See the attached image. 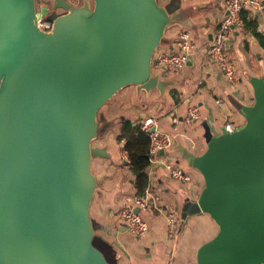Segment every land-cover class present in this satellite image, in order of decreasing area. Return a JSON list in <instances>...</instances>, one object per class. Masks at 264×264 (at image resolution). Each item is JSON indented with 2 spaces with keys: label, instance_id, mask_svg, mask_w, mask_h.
Masks as SVG:
<instances>
[{
  "label": "water",
  "instance_id": "1",
  "mask_svg": "<svg viewBox=\"0 0 264 264\" xmlns=\"http://www.w3.org/2000/svg\"><path fill=\"white\" fill-rule=\"evenodd\" d=\"M35 9L0 0V264H118L89 216L99 110L128 84L163 94L151 57L168 24L191 25L190 7L46 0L47 31ZM247 80L251 101L230 98L242 121L216 134L204 123L203 150L184 153L202 179L189 212L215 225L195 264H264V76Z\"/></svg>",
  "mask_w": 264,
  "mask_h": 264
},
{
  "label": "crops",
  "instance_id": "2",
  "mask_svg": "<svg viewBox=\"0 0 264 264\" xmlns=\"http://www.w3.org/2000/svg\"><path fill=\"white\" fill-rule=\"evenodd\" d=\"M34 1L36 6H41L46 0ZM66 1L70 4L80 2ZM157 1L165 4L169 0ZM178 5L190 7L187 16L191 25L168 24L153 53L175 50L176 35L184 29L190 36L187 61L178 69L159 73L166 81L162 95L155 88L146 92L133 84L119 88L101 106L98 114L101 131L91 140L99 154L92 156L90 168L102 175L89 204V216L96 235L117 250L118 264H195L197 245L213 234L215 225L206 213L189 212L202 179L198 171L187 164L184 153L197 154L203 150L204 123L211 134L218 133L226 121L239 124L242 116L230 98L249 103L251 87L247 77L264 76V47L243 26L232 28L224 44L225 55L234 68L233 81H227L218 65L203 52L217 20L224 13V0H178ZM242 9L254 18L256 29L264 37V6L257 10ZM216 99L220 100L219 104ZM188 104L197 107L199 116L185 122L182 116ZM145 117L156 118L157 128L168 133L171 143L145 167L147 184L143 196L147 207L139 213L147 229L137 236L119 225L114 216L115 210L129 203L135 194L116 133L123 120L139 122ZM165 161L178 165L189 179L171 178L164 167ZM167 210L175 214L172 233L166 230Z\"/></svg>",
  "mask_w": 264,
  "mask_h": 264
},
{
  "label": "built area",
  "instance_id": "3",
  "mask_svg": "<svg viewBox=\"0 0 264 264\" xmlns=\"http://www.w3.org/2000/svg\"><path fill=\"white\" fill-rule=\"evenodd\" d=\"M263 6L264 0H224V13L217 20L211 39L202 50L218 65L227 81H233L235 73L233 65L224 52L225 39L232 28H240L242 26L239 12L243 7L257 10ZM43 9L44 4L36 6L34 23L37 28L47 31L51 27V20L45 16ZM189 38V33L186 30H179L175 38L176 49L171 51L158 50L153 53L151 57V69L161 73L182 67L189 55ZM215 102L219 104L220 100L216 99ZM198 116L199 112L197 107L194 104H188L182 119L185 122H189ZM223 126L229 130L233 125L231 122L226 121ZM139 127L149 137V160L154 158L159 149L163 150L170 145L171 140L168 133L157 128L156 118L145 117L140 119ZM164 167L171 178L178 180L189 179V175L171 161H165ZM144 192L145 189L143 194ZM143 194H133L129 203L114 212L118 224L125 226L127 230L137 236L144 234L147 229L146 221L139 213V210H144L147 207ZM134 207H137L136 211L133 209ZM165 222L167 232L172 233L175 227V214L173 210H167L165 212Z\"/></svg>",
  "mask_w": 264,
  "mask_h": 264
},
{
  "label": "trees",
  "instance_id": "4",
  "mask_svg": "<svg viewBox=\"0 0 264 264\" xmlns=\"http://www.w3.org/2000/svg\"><path fill=\"white\" fill-rule=\"evenodd\" d=\"M245 13L243 9L239 12L243 28L250 31L264 47V37L256 29L254 18ZM116 138L121 140V149L125 154L129 166L134 192L136 194H143L147 184L145 167L149 163V137L140 129L139 122L123 120L118 126Z\"/></svg>",
  "mask_w": 264,
  "mask_h": 264
},
{
  "label": "rangeland",
  "instance_id": "5",
  "mask_svg": "<svg viewBox=\"0 0 264 264\" xmlns=\"http://www.w3.org/2000/svg\"><path fill=\"white\" fill-rule=\"evenodd\" d=\"M36 3V2H35ZM36 5H37V3H36Z\"/></svg>",
  "mask_w": 264,
  "mask_h": 264
}]
</instances>
